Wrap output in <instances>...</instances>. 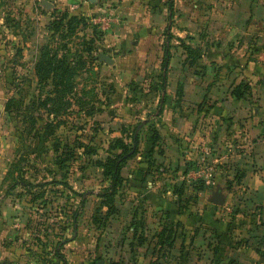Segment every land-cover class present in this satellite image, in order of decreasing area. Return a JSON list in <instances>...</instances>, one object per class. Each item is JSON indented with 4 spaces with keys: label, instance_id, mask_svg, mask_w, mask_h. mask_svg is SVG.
Wrapping results in <instances>:
<instances>
[{
    "label": "rangeland",
    "instance_id": "374dc122",
    "mask_svg": "<svg viewBox=\"0 0 264 264\" xmlns=\"http://www.w3.org/2000/svg\"><path fill=\"white\" fill-rule=\"evenodd\" d=\"M209 7V0H0V264H119L112 262L121 224L137 199L145 202L143 189L151 183L161 198L186 180L167 168L177 157L167 139L186 104L183 90L207 87L215 67ZM132 135L137 153L121 170L108 215L101 166L119 153L116 140L132 148ZM172 142L181 147L179 136ZM195 153L194 170L214 166L210 146Z\"/></svg>",
    "mask_w": 264,
    "mask_h": 264
},
{
    "label": "crops",
    "instance_id": "0c3cea01",
    "mask_svg": "<svg viewBox=\"0 0 264 264\" xmlns=\"http://www.w3.org/2000/svg\"><path fill=\"white\" fill-rule=\"evenodd\" d=\"M209 2L215 67L207 87L183 90L167 139L177 156L167 168L186 180L161 198L151 183L143 189L112 263L264 264V0ZM203 146L215 152L208 173L194 170ZM218 190L221 206L212 203Z\"/></svg>",
    "mask_w": 264,
    "mask_h": 264
},
{
    "label": "trees",
    "instance_id": "16d2710c",
    "mask_svg": "<svg viewBox=\"0 0 264 264\" xmlns=\"http://www.w3.org/2000/svg\"><path fill=\"white\" fill-rule=\"evenodd\" d=\"M168 61H169V53L168 51H166L164 54L163 63H162L163 74L161 76V79L163 82L167 81L166 70L168 66ZM151 134L153 135L152 144L153 146H156L159 141V136L157 133H155V131H151ZM131 139H132V148L127 147L123 143V141L116 140L115 145H116L117 150H119V153L113 158H107V160H105L101 166L103 169L104 177L106 178V180L109 181V187L106 189L105 194L102 196L105 204L109 208L108 215H110L111 212L112 214H114V211L116 210L114 206L115 197L123 184L121 170L124 167L127 160L134 157L137 153L138 138L132 135ZM149 156L151 157V155ZM74 219H76V217H74Z\"/></svg>",
    "mask_w": 264,
    "mask_h": 264
},
{
    "label": "water",
    "instance_id": "95a60500",
    "mask_svg": "<svg viewBox=\"0 0 264 264\" xmlns=\"http://www.w3.org/2000/svg\"><path fill=\"white\" fill-rule=\"evenodd\" d=\"M42 5L47 8V7H50L51 4L48 3V2H45L43 1ZM166 51H168V46H167V49ZM99 59L100 60H104L106 63H112L113 60L105 55H101L99 56ZM136 137V136H135ZM212 203L215 205V206H221L223 203H224V200L223 198L221 197L220 195V190L217 191V193L214 194L213 196V199H212ZM97 264H103V262L99 261Z\"/></svg>",
    "mask_w": 264,
    "mask_h": 264
},
{
    "label": "built area",
    "instance_id": "2783aa9c",
    "mask_svg": "<svg viewBox=\"0 0 264 264\" xmlns=\"http://www.w3.org/2000/svg\"><path fill=\"white\" fill-rule=\"evenodd\" d=\"M205 172L204 173H208L211 171V167L210 166H207L204 168Z\"/></svg>",
    "mask_w": 264,
    "mask_h": 264
}]
</instances>
